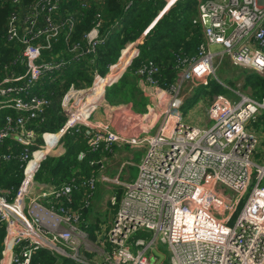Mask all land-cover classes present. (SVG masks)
<instances>
[{"label":"built area","instance_id":"built-area-1","mask_svg":"<svg viewBox=\"0 0 264 264\" xmlns=\"http://www.w3.org/2000/svg\"><path fill=\"white\" fill-rule=\"evenodd\" d=\"M175 1L167 0L166 9ZM60 2L35 0L8 17L7 39L22 45L25 71L0 81V163L17 159L22 178L14 193L12 187H0V264H32L39 250L49 252L54 264L64 259L70 264H154L151 249L160 247L167 262L162 264H264V164L254 159L261 136L248 127L264 116V97L239 94L233 101L215 94L204 125L189 123L181 111L183 84L208 86L224 55L235 66L264 71V0H200L192 24L201 28L203 41L195 53L173 55L176 76L166 87L160 86V66L153 59L135 69L138 82L151 87L148 96L156 100L155 111L147 113L153 121L157 116L155 122L138 118L150 131L157 124L146 138L114 130L112 115L104 121L92 118L98 108L111 107L103 98L105 90L137 50L114 80L103 86L99 81L114 72L123 50L141 38L126 45L104 74L95 68L89 85L68 87L60 100L65 118L57 131L39 128L51 103L38 89L41 80L61 75L72 62L92 61L106 40L100 10L92 26L74 39L78 11L57 15ZM79 5L89 6L87 0ZM60 35L69 57L42 58V50ZM122 118L118 125H128L133 117ZM73 132L83 133L92 152L124 144L142 148L135 179L120 181L98 169L62 182L35 180L42 161L62 155V137ZM96 162L101 166L102 158L89 164ZM98 182L119 185L122 192L117 202L115 196L109 198L117 203L113 217L92 236L82 211L90 206Z\"/></svg>","mask_w":264,"mask_h":264},{"label":"trees","instance_id":"trees-1","mask_svg":"<svg viewBox=\"0 0 264 264\" xmlns=\"http://www.w3.org/2000/svg\"><path fill=\"white\" fill-rule=\"evenodd\" d=\"M33 1L35 0H19L18 5H14L10 0H0V81L12 74L19 75L25 71V65L21 60L22 45L17 41L7 39V22L12 11L26 7ZM128 1L105 0L104 7L101 9L103 19L101 31L107 38L99 47L92 61L86 57L81 61L72 62L66 66L61 75L54 79L46 76L38 84L39 91L44 92L51 101L39 128L51 132L57 131L65 118L60 105V96L66 92L71 84L80 85L79 80L83 81L82 85L89 84L92 81V71L95 68L98 69L99 73L104 74L107 71V66L116 62L121 49L125 48L127 43L135 42L141 38L135 46H131L130 51L127 50L129 46L123 50V56L118 63L119 65L123 60L122 70L128 64L134 51L137 50L138 53L130 60L123 79L106 90V96L110 103H113V97L115 102L118 97L128 96L130 107H133L134 104L139 105V108H135L137 111H142V108L146 109L148 101L153 105L154 100L152 97H145L136 86L135 79L138 76L134 73L135 69L146 59H153L160 66V86L166 87L174 81L176 76L172 67L173 55L175 53H195L199 44L202 43L201 28L192 24L197 0H176L165 10V0H132L130 6L126 8L125 5ZM74 10L79 13L73 38L79 40L82 34L92 26L97 9L93 5L82 8L78 0H61L57 15ZM162 10H164L162 15L157 18ZM156 18L155 23L150 26ZM146 29L147 31L144 33ZM108 30L111 32L107 35ZM57 54L69 57L62 35L56 40L53 39L50 48L42 50L41 56L44 59H49ZM165 60H168L166 64L163 63ZM130 74L132 76L131 81L125 78L126 75ZM116 76L108 81L114 80ZM104 82L103 79L99 81L100 84ZM61 84L62 86H59ZM212 84L214 89L225 93L218 82L214 81ZM244 84L250 86L254 98L262 99L264 97V74L249 73ZM58 92L59 95L54 96V93ZM137 96L138 98H136ZM132 98L134 102H131ZM254 123L255 127L261 128L264 133V116H260ZM62 142L65 152L58 157L50 156L42 161L35 180L46 182L53 178L55 181L62 182L77 174L86 176L98 171L99 163L90 165L89 162L90 160L98 161L104 150L90 151L82 132L65 134L62 137ZM81 152L85 155L79 160L78 155ZM20 164L17 159L0 163V187H12L13 193L16 191L22 178ZM82 214L84 215V211ZM3 229V226L0 227V249ZM85 229L89 230L93 236V224L86 225ZM160 251L163 252V248L160 247ZM54 262L55 258L46 250L37 251L32 260V264H54ZM70 263L72 262L64 259L62 264Z\"/></svg>","mask_w":264,"mask_h":264},{"label":"rangeland","instance_id":"rangeland-1","mask_svg":"<svg viewBox=\"0 0 264 264\" xmlns=\"http://www.w3.org/2000/svg\"><path fill=\"white\" fill-rule=\"evenodd\" d=\"M165 1L167 3V0ZM199 1L200 0H197V4ZM128 44L129 43H127L126 45ZM167 62L168 60H165L163 63L166 64ZM128 65L126 66L122 75L113 84L107 87L108 89L116 85L118 82H120L119 80L123 79L124 77L123 75H125ZM253 72L255 71L248 69V68H242V67L233 65L230 62L229 58L224 55L221 62L218 64L216 68L215 74L209 77L210 84L208 87L192 86L190 83L183 84L182 92H181L182 98H183V105L181 107V111H183L185 115H189L190 111L191 113H193L194 109H198V112L199 113L201 112L202 114H199L198 117L195 116L191 123L196 124L198 120L199 124L201 123V125H204L207 122V118L203 114H205L206 107L208 106V104L212 100V97L215 94H219V93L223 94L228 99L233 100V101H238L240 99L239 94L252 96V90L250 86H246L244 83H245V78L247 74L253 73ZM255 73L264 74V71L255 72ZM125 78H128L131 81L132 76L131 74L126 75ZM214 81L218 82L221 85L225 93L223 92L221 93L219 90L217 91L216 89L213 88L212 83ZM78 82L81 83L80 85H76L79 87L82 85L83 81L79 80ZM59 86H62V84ZM58 95H59V92L54 93V96H58ZM105 95H106V92H105ZM62 96L63 95L60 96V99L62 98ZM122 98L120 97L116 98L114 105L123 103L122 105L125 106V109H123L124 113L126 112L127 115L131 114V117L133 118H131V121L128 125L126 124L118 125L117 124L118 122L123 121V118L121 116L123 114L122 112L116 111L115 109H117V107H114V110H115L114 113H116L114 114V117L117 116V118L114 119V130L122 134H129V135L138 134L140 138H146L157 127V124H156L155 128L152 127V130L150 131L149 126L147 125L144 126L141 123H138L140 120V119L138 120V118L148 116L147 107L146 109L142 108V111H137L135 110V108H139V105L133 103L134 104L133 107L132 106L129 107L130 98L128 96L122 97ZM136 98H138V96ZM102 102L105 103L104 100ZM129 108H131V110H129ZM92 118L101 119V120L103 119L101 108H98L95 111ZM148 118L151 119L152 117L148 116ZM248 127L252 129L255 128L256 130L255 129L254 130L261 136L260 146L257 149L254 159L257 163L264 164V133L261 131V128L255 127L254 122L253 123L249 122ZM112 150H113V145L110 151L104 150L101 153V156H103L104 158L103 168L101 169V171L110 178H115V176H119L120 181L135 179L137 175V171H138L137 165L141 157V152H142L141 149L139 147H134V146H129L128 144H124L120 146L114 145V155L111 153ZM58 152L59 151L57 149L54 150V153H58ZM125 154H128V155L126 157H123ZM52 157H58V156H52ZM255 181H256V178L254 177L252 184H254ZM261 185L264 186V176L261 180ZM250 189H251V186L247 189L246 193L243 195L241 199V205L245 201V198ZM121 192H122V188L119 185L112 184L109 182H106V183L98 182L96 185V190L94 191V195L91 198L90 206L88 207V210L84 212V215L82 217L86 225L93 224L94 229H99L100 232H102L108 225L109 221L112 219L115 209L117 207V203L116 205L115 204L112 205L109 201V198L111 196H115V199L117 202V200L119 199L121 195ZM236 215H237V212L232 217V220L230 221L229 224L233 223V220L236 217ZM137 234L138 233H136L135 235ZM163 252H164V249H163Z\"/></svg>","mask_w":264,"mask_h":264},{"label":"crops","instance_id":"crops-1","mask_svg":"<svg viewBox=\"0 0 264 264\" xmlns=\"http://www.w3.org/2000/svg\"><path fill=\"white\" fill-rule=\"evenodd\" d=\"M80 1L81 0H78V2L80 3ZM88 1V5L90 6V5H93V6H95V8L97 9V10H100V11H102L101 9L104 7V4H105V0H87ZM166 9V7L164 8V10ZM164 10H162L161 12H160V14L158 15V17L157 18H159L161 15H162V13H163V11ZM74 11H77V10H74ZM79 13V12H78ZM196 14V13H195ZM157 18L155 19V21L157 20ZM155 21H154V23H155ZM111 32V30H108L107 31V35L109 34ZM107 38V37H106ZM130 49H131V46L127 49L128 51H130ZM122 50L123 49H121V51H120V55H121V53H122ZM126 50V51H127ZM125 51V52H126ZM120 55L118 56V58H117V60L119 59V57H120ZM116 60V61H117ZM174 80H175V78H174ZM135 81H136V86L138 87V89H140L142 92H143V94L145 95V97H150V96H148L149 95V92L152 90V88L151 87H149L148 85H146V84H140L138 81V77H137V79H135ZM173 82V81H172ZM108 89V88H107ZM106 89V90H107ZM152 97V96H151ZM153 98V97H152ZM104 99H105V101H106V103L108 104V105H111V107H109V108H106V109H102L101 108V111H102V120L101 119H93V120H95V121H104L106 118H109V117H111V115H112V119L114 120V114H116V113H114V107H117V109H115L116 111H119V112H122V114L123 115H121V116H125V114H126V112L124 113V111H123V109H125V106L124 105H122L123 103H119V104H116V105H114V97H113V103H110V101H109V99H108V97L105 95V97H104ZM153 100H154V104L152 105L151 103H149V101H148V103L146 104V107H147V111L149 112V111H152L153 112V110L155 111V109H151V108H153L154 106H155V104H156V100L153 98ZM131 102H134V99L132 98L131 99ZM125 104V103H124ZM128 105V104H127ZM130 107V106H129ZM150 109V110H149ZM129 110H131V108H129ZM183 112V111H182ZM190 114L189 115H185V113H183V115L185 116V118H186V120L189 122V123H191L192 121H193V118L195 117V116H199V114H202L201 112L199 113L198 112V109H194L193 110V113H191V111L189 112ZM127 115V114H126ZM159 115V114H158ZM204 116H205V114H203ZM127 116H131V114L130 115H127ZM92 117H93V115H92ZM154 121H153V119L151 118L150 120H149V122H148V124H150V123H153V122H155V120H156V118H157V116H154ZM153 121V122H152ZM191 124H193V123H191ZM195 125H201V123L199 124V122H198V120H197V123L195 124ZM118 146H120V145H118ZM140 148V147H139ZM141 149V155H142V153H143V149L142 148H140ZM113 155H114V145H113V150H112V152H111ZM128 154H125L123 157H126ZM102 158V167L100 166L99 167V169H102L103 168V160H104V158H103V156L101 157ZM88 210V209H87ZM86 210V211H87ZM86 211H84V212H86Z\"/></svg>","mask_w":264,"mask_h":264},{"label":"water","instance_id":"water-1","mask_svg":"<svg viewBox=\"0 0 264 264\" xmlns=\"http://www.w3.org/2000/svg\"><path fill=\"white\" fill-rule=\"evenodd\" d=\"M152 253L154 254V256L157 257L156 261L154 262V264H162L165 261V255L162 251L156 249V248H152L151 249Z\"/></svg>","mask_w":264,"mask_h":264},{"label":"bare ground","instance_id":"bare-ground-1","mask_svg":"<svg viewBox=\"0 0 264 264\" xmlns=\"http://www.w3.org/2000/svg\"><path fill=\"white\" fill-rule=\"evenodd\" d=\"M127 52H128V51H127ZM122 68H123V60H122V62H121L119 65H117V66H115V67L113 68V69H114V72L108 74L107 77H106V80H105V81H108V80L111 79L113 76H116L117 74H119L120 71L122 70ZM103 84H104V83H102L101 85L103 86Z\"/></svg>","mask_w":264,"mask_h":264}]
</instances>
